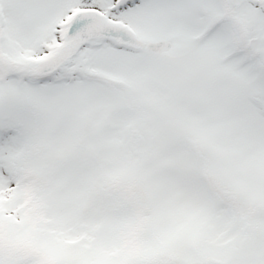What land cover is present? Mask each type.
<instances>
[{
  "label": "snow or ice",
  "instance_id": "snow-or-ice-1",
  "mask_svg": "<svg viewBox=\"0 0 264 264\" xmlns=\"http://www.w3.org/2000/svg\"><path fill=\"white\" fill-rule=\"evenodd\" d=\"M0 264H264V0H0Z\"/></svg>",
  "mask_w": 264,
  "mask_h": 264
}]
</instances>
